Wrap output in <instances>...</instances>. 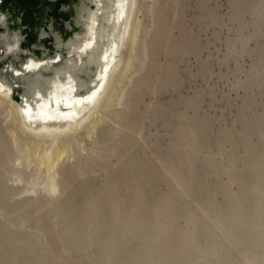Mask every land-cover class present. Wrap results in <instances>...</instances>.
<instances>
[{"label": "rangeland", "instance_id": "obj_1", "mask_svg": "<svg viewBox=\"0 0 264 264\" xmlns=\"http://www.w3.org/2000/svg\"><path fill=\"white\" fill-rule=\"evenodd\" d=\"M142 2L143 61L57 168L0 121V264H264V0Z\"/></svg>", "mask_w": 264, "mask_h": 264}, {"label": "water", "instance_id": "obj_2", "mask_svg": "<svg viewBox=\"0 0 264 264\" xmlns=\"http://www.w3.org/2000/svg\"><path fill=\"white\" fill-rule=\"evenodd\" d=\"M130 1L0 0V91L32 119L85 114L117 61Z\"/></svg>", "mask_w": 264, "mask_h": 264}, {"label": "bare ground", "instance_id": "obj_3", "mask_svg": "<svg viewBox=\"0 0 264 264\" xmlns=\"http://www.w3.org/2000/svg\"><path fill=\"white\" fill-rule=\"evenodd\" d=\"M142 1L143 0H131L130 1V7H129V12H128L127 18H126L125 23L122 27V31L119 32L118 37H117V39H118V58H117V61L113 65V67L111 68L110 72L108 73L109 74L108 77H107V75L100 77L101 81H103V80L105 81L104 86H103L102 90L95 96L92 108L89 111H87L85 114H83L82 116L78 117L77 115L66 114V115H59L56 117L57 119H51V120L32 119L31 116L24 115L19 104L17 102H15L14 100H12L6 92L0 91V121L3 124H5L8 121V115L10 116L12 124H11V128H9L5 124L7 126V129L10 131V133L13 134V136L15 138H17L19 141L23 142L24 148L29 153V156L32 157L35 155L33 157L34 161L39 166H42L43 170L45 167L47 168L48 171L54 170V168H57V166L65 160L66 155L68 154V152L70 150V148L68 147L70 142L81 140L86 135H89L86 137H90V135H91L90 133L92 131H93L92 134H95L94 133L96 131L95 129H97L99 126H102L105 123L106 119L112 115V113L114 112L115 105L117 104V101H120L122 96H123V93H125V91H127L125 89H127L128 86L124 89V86H126V84H123V83L127 77L128 72L136 64V63H134L136 60L140 61V62L143 61V59H141L142 54L147 49V45L151 44V40L148 44L147 43L145 44V42H144V36L146 38V35H148V34L146 33V28H144V23H143V20L141 18V11H142L141 7H143ZM153 41H154V38H152V43H153ZM121 53H123L122 57H121ZM150 70H152V69H150ZM146 76L147 75H145V76L141 75L139 80L141 82L145 81L144 79L146 78ZM128 107L135 109V107H137V105L134 101H131ZM73 125H77V126L69 127V126H73ZM0 147L2 148L3 146H0ZM38 149L40 150L41 153L40 152L37 153ZM4 150L7 152L6 147ZM94 150L95 149H93V151ZM149 153H151V152H149ZM25 154H26V152H25ZM192 160H194V159H192ZM20 161H22V159ZM18 163H20L19 159H18ZM16 164H17V161H16ZM116 165H118V164H116ZM63 166H62V168H63ZM55 172H56V170H55ZM176 177H178V176H176ZM174 178H172V180ZM35 180H37V178H35L34 181ZM83 181H86V180H83ZM34 183H32V184H34ZM87 184H89V183L87 182ZM78 186H79V184H78ZM34 188H35V185H34ZM46 188L48 189L47 192L45 191L46 193L43 191L44 192V194H43V192L40 189V193L43 195L38 196L39 198L37 200H34V202L31 201L32 204L36 207L37 212H39V213H41V212L46 213L47 208H49L51 205L50 202H52V198L50 196H48V194L53 193L56 189L54 182L52 184L47 185ZM38 193H39V191H38ZM88 193H89V190H88ZM36 198H37V196H36ZM100 199H102V198H100ZM84 202H87V201H84ZM94 202L96 203V200ZM111 207L112 206H110V208ZM90 208H91V206H90ZM102 209H103V207H102ZM168 209L169 208H166V210H168ZM87 210H88V207H87ZM97 211L98 210H96V212ZM96 212H95V214L98 215ZM104 217L105 216H103V218ZM95 218H96V216H95ZM70 219H71V217H70ZM228 220L226 222H228V224H229V222L231 220L230 219H228ZM42 221H44V220L42 219ZM86 221L90 222V220L89 221L86 220ZM232 224H234V223H232ZM85 236L87 237V233H85ZM81 240H84V242H86V240H88V239L86 238V240H85V238H82ZM184 243H185V241H184ZM87 245L85 244L84 246H87ZM80 249H82V248H80ZM136 255H137V253H136ZM51 264H55V263L51 262Z\"/></svg>", "mask_w": 264, "mask_h": 264}, {"label": "snow or ice", "instance_id": "obj_4", "mask_svg": "<svg viewBox=\"0 0 264 264\" xmlns=\"http://www.w3.org/2000/svg\"><path fill=\"white\" fill-rule=\"evenodd\" d=\"M57 59H59V58H57Z\"/></svg>", "mask_w": 264, "mask_h": 264}]
</instances>
